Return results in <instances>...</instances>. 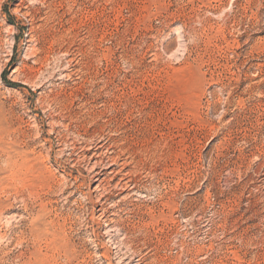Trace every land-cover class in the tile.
<instances>
[{
    "label": "rangeland",
    "instance_id": "374dc122",
    "mask_svg": "<svg viewBox=\"0 0 264 264\" xmlns=\"http://www.w3.org/2000/svg\"><path fill=\"white\" fill-rule=\"evenodd\" d=\"M141 263L264 264V0H0V264Z\"/></svg>",
    "mask_w": 264,
    "mask_h": 264
},
{
    "label": "bare ground",
    "instance_id": "6f19581e",
    "mask_svg": "<svg viewBox=\"0 0 264 264\" xmlns=\"http://www.w3.org/2000/svg\"><path fill=\"white\" fill-rule=\"evenodd\" d=\"M140 260V259H139ZM142 264V263H141Z\"/></svg>",
    "mask_w": 264,
    "mask_h": 264
}]
</instances>
